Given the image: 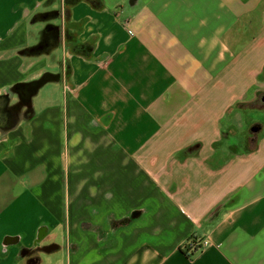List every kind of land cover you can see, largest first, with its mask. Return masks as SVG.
Instances as JSON below:
<instances>
[{"label": "crops", "instance_id": "1", "mask_svg": "<svg viewBox=\"0 0 264 264\" xmlns=\"http://www.w3.org/2000/svg\"><path fill=\"white\" fill-rule=\"evenodd\" d=\"M262 114L264 0H0V264H264Z\"/></svg>", "mask_w": 264, "mask_h": 264}, {"label": "trees", "instance_id": "2", "mask_svg": "<svg viewBox=\"0 0 264 264\" xmlns=\"http://www.w3.org/2000/svg\"><path fill=\"white\" fill-rule=\"evenodd\" d=\"M194 245H196V242H193L190 245L188 244V245L183 246L182 250L185 252L186 255H191L192 254V251H193V248H195L196 250L199 249L198 247H196Z\"/></svg>", "mask_w": 264, "mask_h": 264}, {"label": "built area", "instance_id": "3", "mask_svg": "<svg viewBox=\"0 0 264 264\" xmlns=\"http://www.w3.org/2000/svg\"><path fill=\"white\" fill-rule=\"evenodd\" d=\"M208 245V243L207 242H205L204 244H201L200 246L198 245V243H196V245H194V246H196V247H198V248H202V247H205V246H207Z\"/></svg>", "mask_w": 264, "mask_h": 264}, {"label": "rangeland", "instance_id": "4", "mask_svg": "<svg viewBox=\"0 0 264 264\" xmlns=\"http://www.w3.org/2000/svg\"><path fill=\"white\" fill-rule=\"evenodd\" d=\"M58 21V20H57ZM263 115V118H264V114H262Z\"/></svg>", "mask_w": 264, "mask_h": 264}]
</instances>
